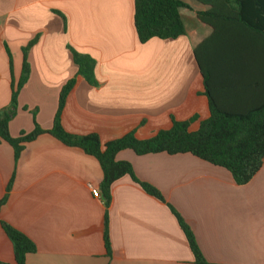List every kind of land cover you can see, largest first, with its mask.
Here are the masks:
<instances>
[{"label":"crops","instance_id":"1","mask_svg":"<svg viewBox=\"0 0 264 264\" xmlns=\"http://www.w3.org/2000/svg\"><path fill=\"white\" fill-rule=\"evenodd\" d=\"M134 1L0 0V110L10 106L12 81L21 77L22 49L38 38L10 123L12 137L34 131L33 111L43 129L53 127L60 91L77 72L68 45L94 59L96 84L78 78L63 126L74 135L96 133L102 144L132 131L147 140L170 130L172 118L197 117L190 129L196 131L210 117L196 48L223 106L242 110L261 99L264 37L235 19L214 17L206 24L197 15L213 9L231 15L234 0L215 7L182 0L188 5L180 10L185 36L144 44L134 27ZM13 152L0 144V199L14 175L1 218L34 242L37 252L26 264H195L168 205L192 227L210 264H264V164L239 186L226 169L190 154L119 153L116 160L130 163L140 182L159 190L166 203L129 176L116 181L108 209V257L105 201L90 189H99L103 179L96 159L49 134L28 143L17 163ZM0 261L17 264L1 225Z\"/></svg>","mask_w":264,"mask_h":264},{"label":"trees","instance_id":"2","mask_svg":"<svg viewBox=\"0 0 264 264\" xmlns=\"http://www.w3.org/2000/svg\"><path fill=\"white\" fill-rule=\"evenodd\" d=\"M196 1L203 5L215 7L224 0ZM234 2L236 4L235 11L231 15L225 16L216 13L213 9L198 12V18L206 24H213L214 17L235 19L264 37V0H234ZM187 7V3L182 0H135L134 27L139 41L144 44L155 38L176 40L185 36L186 25L180 10ZM55 13L61 16L65 22L66 19L58 11H55ZM37 41L38 38L33 39L22 49L21 77L18 82L12 81L10 106L0 110V144L6 142L13 148L14 161L17 163L28 143L34 142L43 134H49L63 145L80 149L96 159L103 172L99 189L105 201L103 240L108 257L112 255L108 209L112 202V185L116 181L129 176L148 195L166 203L159 190L149 184L140 182L130 163L116 160L119 153L132 150L141 157L159 153L171 156L190 154L207 161L213 166L226 169L239 186L248 184L264 164V94L257 103L255 102L242 110L223 106L212 86L211 76L200 60L197 51L199 48L194 49V55L204 80V95L208 100L210 117L200 121L199 128L196 131L190 129L192 124L197 121V117H193L188 121H177L172 118L170 130H161L147 140L138 139L136 132L132 131L121 138L102 144L96 133L79 136L68 132L63 126L62 114L66 107L67 98L72 89L75 88L78 78L82 77L90 84H96L94 76L96 62L94 59L88 55L78 53L68 45L67 49L72 53L74 62L77 65V72L60 91L59 105L54 116L53 127L48 130L43 129L36 121V111H33L34 131L30 133L21 132L17 137H12L9 132L10 123L17 113L20 91L29 81L31 73L29 51ZM7 52L12 74L13 59L8 48ZM13 182L14 175L9 181L5 196L0 199V225L11 240L16 263L26 264L27 257L37 252L34 242L23 232L4 222L1 218V208L7 202ZM168 207L181 227L180 229L195 259V264H210L201 252L202 250L191 229L192 227L177 210L170 205ZM0 264L7 263H1L0 261Z\"/></svg>","mask_w":264,"mask_h":264},{"label":"built area","instance_id":"3","mask_svg":"<svg viewBox=\"0 0 264 264\" xmlns=\"http://www.w3.org/2000/svg\"><path fill=\"white\" fill-rule=\"evenodd\" d=\"M90 189L92 191V194L94 195L95 198L97 199H103L101 192L99 189H95L93 186H90Z\"/></svg>","mask_w":264,"mask_h":264},{"label":"rangeland","instance_id":"4","mask_svg":"<svg viewBox=\"0 0 264 264\" xmlns=\"http://www.w3.org/2000/svg\"><path fill=\"white\" fill-rule=\"evenodd\" d=\"M33 116V115H32Z\"/></svg>","mask_w":264,"mask_h":264}]
</instances>
